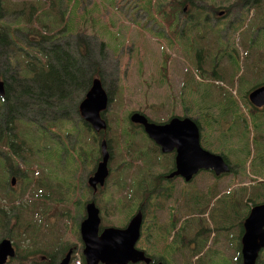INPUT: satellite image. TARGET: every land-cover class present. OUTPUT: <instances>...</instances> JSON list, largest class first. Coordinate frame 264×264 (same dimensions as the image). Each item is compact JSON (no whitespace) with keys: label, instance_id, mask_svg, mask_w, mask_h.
Segmentation results:
<instances>
[{"label":"rangeland","instance_id":"rangeland-1","mask_svg":"<svg viewBox=\"0 0 264 264\" xmlns=\"http://www.w3.org/2000/svg\"><path fill=\"white\" fill-rule=\"evenodd\" d=\"M49 1L50 6L47 8ZM73 1L46 0L41 10V0H0V20L9 29L5 28L8 30L6 32L11 41L9 48L5 47L6 51L12 56L15 68L17 64L25 69V74H28L26 69H31L36 60L43 62V58L39 57L33 49L35 46L42 45L31 43L33 37L39 36L35 32L42 30L47 37L57 34L55 38H62L63 41H66L69 36L71 38L80 36L81 42L84 41L82 36L90 38L86 39L89 45L88 50L90 49L87 55L88 58L97 61L98 66H93L94 69L91 66L89 70L85 69V72H94L93 75L98 76L97 80L100 78L101 88L110 100L102 115L107 128L103 133L98 134L89 125L85 126L81 122V129L76 130L77 122L73 119L78 120L79 115L74 112L75 110L72 112L73 115H66L69 121L58 122L63 130V149L82 146L85 158L91 154L90 164H86L81 174V184L84 188H88L84 183L92 176L100 162L98 152L101 142L105 141L104 149L108 154L106 170L108 173L111 172L107 177V187L104 190L103 187L97 188L95 193H92L90 189L86 191L81 197L82 205L90 200L94 202L99 211L100 227L122 228L136 212L139 201L142 204L145 203L144 225L147 223L146 225L151 227L155 221V227L151 228L149 233L154 232L158 236L164 234V231L168 232L170 228L167 230L157 221H162L167 215L172 219L175 217L176 221L185 215L187 221L181 223L182 226L186 224L185 231L182 230L185 236L188 235L191 241L201 238L204 248L205 246L208 250L217 248L222 255L215 257L216 254L214 256L206 253L199 260L193 261L186 255L188 250L180 246L178 249L182 254L179 252L170 255L163 254L166 264H240L238 239L242 221L246 215L241 214V205L237 207L236 198L239 196L241 199L243 195L241 204L249 208L245 198L249 189L242 188L250 184L247 178H251L254 174L258 175L253 176L254 178H261L263 172L250 166L252 163L249 161L244 163L246 157L239 150L237 151L238 156L224 150L223 130L232 127V117H235L227 109L231 105L225 97H222L220 89L199 88L195 85V77L191 75L189 78L188 74L183 72L186 64L181 61V58L183 56L184 61L190 64L192 69L196 68L194 51L196 50L197 57H201L205 52H208L210 57L215 52L213 40L216 41L217 32H223L224 41L226 38L230 41L231 55L240 63L239 74L243 72L244 87L239 88L235 85L236 90L232 89L229 80L233 77L234 83H237L236 77L239 74L234 75L233 61L226 56L218 61V68L213 75L218 74L222 78L224 87L232 91L238 100L243 92L245 95L248 93L246 89L249 86L264 84V40L260 50L251 51L254 67L247 62L248 52H246V49L250 51L253 47V32H256L257 37L254 47H257L259 43L258 37L264 39V0H256L258 2L256 4L257 13L256 7H252L253 0H171V2L170 0H138L141 6L138 10L136 0H76V4L78 3L76 6L73 5ZM242 2L246 5L245 13L239 12ZM182 3L188 5L185 12H183ZM190 3L192 5H189ZM27 8H30L29 16ZM211 8L224 12V30L214 29V19L209 17L208 21L204 20V13ZM155 11L159 13L154 17L159 19L160 27L167 30V35L172 36L170 31L173 27L168 25V15L173 13L178 16L182 26H185L186 32H191V54H182V50L173 49L179 59L174 66H171L170 62L158 67L155 65L162 62L152 61L158 50L153 40H161L159 36L164 33L160 27L151 23L150 14L154 15ZM116 13H119L118 17ZM114 16L116 23H119L116 24L118 29L113 24L110 29L108 24L109 20L114 21ZM146 16L149 19L141 24V20ZM120 18L129 23L125 25L126 28L121 29V32L119 29L121 23L117 21ZM41 19H46L47 23L43 21V29L39 30L38 23ZM90 19L92 22H89ZM230 21L234 24L230 30H227V22ZM55 25H57L56 30L51 31ZM107 29H110L109 32ZM19 32H25V35L20 36ZM201 32L209 33L206 38L200 39ZM235 32H242L239 41L234 40ZM240 42L245 44L246 49L241 47ZM98 45L105 47V50L102 48L100 51ZM74 46V43L68 45V50L74 54L79 55V51L84 50L81 44L76 48ZM5 48L0 47V52ZM165 54L167 56L165 61H169L171 55ZM136 69L138 75L135 74ZM18 71L21 73V70L18 69ZM210 71L209 61L198 69L202 82L212 81ZM91 81L90 78L88 88ZM87 90L83 93L81 100ZM196 104L206 105L209 110L204 114L196 107ZM240 104V107L238 104L237 111L246 118L250 109L244 101H240ZM131 112L139 113L157 124L174 116L192 119L200 127L199 145L211 153L225 157L231 172L215 179L212 174L201 171L200 175L195 176L188 184H181L178 180H174L175 182L169 186L170 195L173 199H177L178 204L175 205L171 199L167 201L171 202L168 208L165 200L155 201L152 196H147V193H152L156 176L167 173L171 167L172 153L161 154L160 150L157 153L155 145L151 144V140L142 132L141 127L128 122L127 117L132 114ZM257 112L262 115L258 119L255 118V123L259 125L264 121V114L261 110L252 109L253 116L256 117ZM47 115L48 113H41L43 117ZM206 120H209L208 124L205 123ZM257 129L258 127L255 131ZM14 130L19 132L20 138L11 137V131H7V135L10 142L16 146L13 149L16 160H10L8 150L0 147V211L8 218L5 223L0 219V239H7L11 243L15 255L18 254V260L13 262L14 255L12 259H7L3 264H58L68 248L72 249L75 256L70 264L79 263L82 244L78 238L76 226L82 220V210L80 209V215L77 216L73 205L67 206L65 202L67 194L63 188L56 186L61 181L63 171L65 175H69L74 170L71 161L73 156L69 155L68 150L63 151L56 144L50 146L49 151L41 154L39 146L34 143L44 141L45 145H48L49 142L52 143L51 141L38 138L34 133L31 136V131H26V127L21 123L15 122ZM62 130L55 134L60 136ZM255 131L252 127L246 130L250 152L254 137L253 149L256 148ZM51 137L55 139L53 135ZM101 139L104 141H100ZM261 139L264 141V132ZM30 140L34 143H30ZM87 147L91 149V152ZM228 148L235 149L234 145L226 146V149ZM27 149L31 150L30 155ZM65 156L69 161L66 160L65 166L63 164L60 166L62 157ZM32 158H39V160L32 165L30 164L33 162ZM26 167L28 171H25ZM6 171L9 175H6ZM10 177L14 178L11 180ZM259 178L257 181H260ZM161 188L168 189L166 186ZM184 189L186 193L191 194V198L184 197ZM71 195L73 202L79 201V193L75 191ZM184 201L189 203L183 206ZM33 204L36 205L30 211L28 207ZM224 205H226V212H224ZM159 207L162 208L159 209ZM201 210H204L203 214ZM223 222L224 225H222ZM147 226L143 227V231H146ZM182 237L184 239V235ZM146 238L143 236L145 243H149L147 246L149 248H145L146 246L141 243H136L135 247L145 248L152 254L156 250H153L152 240L147 241ZM155 241L158 242V237ZM176 245L175 240L172 247ZM158 247L159 244L156 248ZM262 256L264 259V251L258 258L259 262L256 261L255 264H261Z\"/></svg>","mask_w":264,"mask_h":264},{"label":"trees","instance_id":"trees-1","mask_svg":"<svg viewBox=\"0 0 264 264\" xmlns=\"http://www.w3.org/2000/svg\"><path fill=\"white\" fill-rule=\"evenodd\" d=\"M46 2V0H43L41 4V10L42 5ZM255 2V3H254ZM73 5L76 4V0L73 1ZM252 7H256V4L258 2L256 0H253ZM50 6L47 5V8ZM240 13H245L246 5L242 2L240 5ZM26 10H29L28 16L30 15V8H27ZM256 13L258 12V7L255 8ZM36 12V10L34 11ZM38 12V11H37ZM87 15V14H86ZM162 15V14H161ZM162 18V17H161ZM46 22V19H41L38 23L39 30L43 29L42 22ZM0 47L5 48L10 46V39L8 35V28L6 24L2 23L0 20ZM32 27V25H31ZM57 25L53 27L56 28ZM7 28L8 30H5ZM51 29V31L53 30ZM85 30V29H84ZM7 31V32H6ZM17 31H20L17 29ZM86 31V30H85ZM39 36H35L32 38L31 43L35 45H42L40 47H33L35 53L42 58L46 59V66L39 60H36V62L33 64V67L31 69L27 68L28 74H25V69L20 68L16 64L15 65L12 61V56L5 50L0 52V79L3 83V97L0 101V128L6 127L10 125L11 123H21L26 127V131L29 129V120L26 117L27 113H36L41 112L43 109H52L56 108V111L60 113V118L62 121H69L67 119V114H72L73 110L74 112L78 114V104L81 100V97L83 96V93L87 90V86L90 83L91 80L94 78H98V76H94V72H85V69H88L92 66H98V62L93 60L92 58H88L87 51L88 50V43L86 42V39H90L87 36H82L84 39L83 42L79 39L80 36L69 38L66 41H63L62 38L56 39L55 36L47 37L46 35H42L41 32H35ZM19 35H25V32H19ZM56 40V41H55ZM72 43L75 44L74 48H76L77 45L81 44L83 46V51H79V55L76 53L68 50V45H71ZM98 48L100 51H102V46L98 45ZM47 50V51H45ZM39 63V64H38ZM236 65V67H235ZM239 65L233 62V68H235L234 75L238 73L239 71ZM93 67V69L95 68ZM21 70V73L18 71ZM241 74L238 75L237 79L238 82H242L244 80V77ZM246 75V74H245ZM103 78V77H101ZM233 78V77H232ZM231 78V79H232ZM100 80V78H99ZM79 101V102H78ZM76 108V109H75ZM8 110H11L10 113L12 115L8 114ZM256 110V109H255ZM259 111V110H257ZM261 113L264 114V107L261 109ZM225 114V111H223ZM50 113V112H49ZM205 114V113H204ZM73 115V114H72ZM259 115L256 113V117L253 116L249 120L240 118V117H232L233 125L232 127H228L226 130H223V136L224 139L222 140V146L224 147V150L230 153H235L237 156L239 152L245 155L246 159L244 160V163L250 162V166L252 165L253 168H258L260 172H263V176L260 179V181H257V178H254L253 176H258L254 174L251 176V178H247L246 180L250 183L248 186H243L242 189H249L248 195H245L246 190L244 192L246 203L249 204V208L253 205H257L264 201V141H262L261 137L264 132V121L262 124L255 123V118L258 119ZM78 117V116H77ZM74 122H77L76 125H81L80 117L78 120L73 119ZM196 123V122H195ZM206 124L209 123V120L205 121ZM42 125L39 123L38 125H33L30 129L31 134L35 133L38 138H41L40 135L43 134V129L40 127ZM45 125V122H44ZM87 125V124H86ZM198 125V123H196ZM248 127H252V129H255L258 127L257 131H255V136L257 139L256 148L253 149L254 145V139H252V151L250 152L248 150V141L246 140V130ZM28 128V129H27ZM81 129V128H80ZM77 130V129H76ZM15 138H20L19 132H15L14 130ZM81 134V132H80ZM101 134V133H98ZM65 135V133H64ZM234 145L235 149H226V146ZM69 151V155L73 156L71 158L72 164L74 165V170L69 174L65 175L64 171L61 177V181L58 182L56 185L57 187L60 186L63 188V191L67 194L65 196L66 199L71 201V194L73 192V183L71 181V176L76 172V168L78 165H84V164H90L91 161V154L87 155V158L85 157V152L83 151L82 147L76 148H64L63 151ZM239 150V152H237ZM235 151V152H233ZM140 156V155H139ZM223 157V156H222ZM225 159V157H223ZM65 166L66 163V156L63 158ZM87 159V160H85ZM69 160H67L68 162ZM226 161V159H225ZM67 164V163H66ZM231 171V169H230ZM254 178V179H253ZM65 179H67L65 181ZM241 189V188H240ZM227 196V195H226ZM243 195L240 197L238 196L236 198L237 200V207L239 208L241 205V214L244 216L248 213V207L242 206V199ZM194 203L196 201L192 200ZM251 204V205H250ZM245 205V204H244ZM226 205H224V212H226ZM202 214L204 213V210H201ZM235 212V211H234ZM236 213V212H235ZM15 218V217H14ZM0 219L5 223L8 218H6L2 212L0 211ZM0 220V222H1ZM244 220V219H243ZM224 225V222L222 223ZM1 226V224H0ZM30 247L31 242H29ZM263 259V256H262ZM18 260V254L15 255V258L13 259V262H17ZM240 262V259H239ZM259 262V260H258ZM51 264V263H50ZM261 264H264V259L261 261Z\"/></svg>","mask_w":264,"mask_h":264},{"label":"water","instance_id":"water-1","mask_svg":"<svg viewBox=\"0 0 264 264\" xmlns=\"http://www.w3.org/2000/svg\"><path fill=\"white\" fill-rule=\"evenodd\" d=\"M3 83L0 81V96ZM248 101L256 108L264 106V86L254 88L248 94ZM99 80L91 82L83 100L78 104L80 118L90 125L94 132L105 129L106 123L101 114L107 106ZM129 121L139 125L147 137L161 153H174V172L168 177H180L189 181L199 171H210L214 176L227 174L229 167L223 158L201 148L196 124L189 118H171L164 124L148 122L137 113L129 116ZM100 162L97 164L91 185H102L107 175L108 154L104 142L100 144ZM141 215L136 212L123 228H103L99 230L98 210L93 204L86 207V219L80 224L79 234L82 243V256L85 264H138L148 262L144 253L135 247L139 238ZM240 264H255L259 252L264 248V201L250 207L242 223L239 239ZM14 251L7 239L0 240V264L12 258ZM64 259L60 264H66ZM161 264V263H158Z\"/></svg>","mask_w":264,"mask_h":264},{"label":"flooded vegetation","instance_id":"flooded-vegetation-1","mask_svg":"<svg viewBox=\"0 0 264 264\" xmlns=\"http://www.w3.org/2000/svg\"><path fill=\"white\" fill-rule=\"evenodd\" d=\"M124 1H126V0H124ZM188 1H191V0H188ZM170 2H171V0H170ZM135 3L138 4L136 6V8L138 10V8L141 7L140 6V2L138 0H136ZM189 5H192V3H190ZM182 6L184 8L183 12H185L188 5L186 3H182ZM195 10L197 12H200V10H198V9H195ZM158 13H159L158 11H155L154 15L150 14V16H151L150 20H151L152 24H156L157 27H160L159 19L155 18L158 15ZM211 13H213V15ZM116 14H117V17H118L119 13H116ZM204 14H205V16H204V20L205 21H208L209 17L214 19L213 20L214 29H220L221 28V29L224 30V25H225L224 24L225 23V14H224V12L218 11V9L211 8L208 11H206ZM168 17H169L168 25H171L173 27V29L170 31L172 36L167 35V33H168L167 30H163V28L160 27L162 32H164V33H162L161 36H159V38L161 40H157V39L153 40L155 42V44H157V49L158 50L154 54V56H153L154 58H153L152 61H155V62L156 61H161L162 62L161 64L157 63L155 65V66H158V67H162V65H164L166 63H170V62H171V66H174V64L179 60L177 58V56L175 55L174 50H178V51L182 50V54H185V53H187L188 55L191 54V32H186L185 26H182V24L179 22L178 16H176L174 13L173 14H169ZM147 19H149L148 16L143 18L141 20V24H142L143 21H146ZM117 21L118 22L120 21V23H121V27H119L120 32H121V29L123 27L126 28V26H125L126 24H129L123 18L117 19ZM114 23H115V27H116V24H119V23H116V17L115 16H114ZM108 24L112 25L111 20L108 21ZM233 24H234V22H231V21L227 22V30H230V28L233 26ZM131 26H132V24H131ZM116 29H118V27H116ZM127 29L129 30L131 28H127ZM147 30H149V29H147ZM208 33L209 32H201L200 39L206 38ZM217 33H218V35L215 38L216 41L213 40L214 45H215V52L212 55H210V57H209L208 52L203 53V55L201 57H197L196 50L194 51V58L196 60L197 69H199L201 67V65L207 63V61H209V63L211 64L210 77L212 78V80H222V78L218 74H214L213 75V72H215L216 69L218 68V61L220 59H222L223 56H226L228 59L233 61V56L230 53L232 50L230 48H228L229 40L226 38V40L224 41L223 32H217ZM159 44L161 46H163V47H161V46L159 47ZM102 48H104V50H105V47L102 46ZM45 51H47V50H45ZM165 53H168L169 55H171V57H169V61L168 60L165 61V59L167 58ZM135 56H136V54H135ZM208 58H210V60H208ZM129 61H131V59ZM181 61L186 64L185 71H183V72L187 73L188 77L190 78L191 75H192L191 65L184 61L183 56L181 58ZM42 63L46 66V64H45L46 63V59L45 58H43V62ZM138 65H139V63H138ZM135 71L137 72L135 74L138 75V70L136 69ZM195 78L197 79V81L202 82V80H200V77L198 75H195ZM95 79L96 78L92 79V81L95 80ZM0 81L2 82L1 79H0ZM2 97L3 96H0V98H2ZM1 100L2 99H0V101ZM56 108L57 107L52 108V109L45 108V109H47L45 112H44L45 109H43L41 112H36V113H30L29 112V113L26 114V117H28L27 119L29 120V122H28L29 123L28 132H30L32 124L33 125H38L39 123H41L42 125H40V127L43 129V134L40 135L41 138H43V140L44 139H48V141L52 142V143L49 142L48 145H45L44 141H42V143H34L31 140L29 141L30 143H34L35 145L39 146V150H40L41 154L49 151L50 150V146H52L53 144H56L58 147H60L63 150V143H62L63 130L61 129V124H58V122L59 123L62 122V119L60 118V113H58L56 111ZM10 112H11V110H8V114L12 115V113H10ZM41 113H48V115L46 117H43V116H41ZM174 117H178V116H174ZM101 118L104 119V117L102 115H101ZM169 119H171V118H169ZM169 119L165 120L162 123H158V124L166 123ZM81 121H82V123L85 126L88 125L83 120H81ZM44 122H45V125H44ZM75 128L77 130H79L80 126L79 125H75ZM61 130H62L61 135L57 136L55 133L61 132ZM141 130L143 132L142 128H141ZM7 131H11L12 132V133H10L11 137H15V135H14L15 134L14 133V123L13 124L11 123L10 125H8L6 127L0 128V137H1L0 147H2L3 149H7L8 150L9 159L10 160H14V159L16 160L17 157H15V155L13 153V149L16 146L10 142L9 136L7 135ZM103 132L104 131H99L98 133H103ZM52 135L54 136L55 139H53L51 137ZM31 136H32V134H31ZM79 136H80V134H79ZM6 138H8V139H6ZM93 140H94V138H93ZM100 141H104V140L101 139ZM151 144H153V143H151ZM29 147H30V145H29ZM80 147H82V146H80ZM87 149H88L89 152H91V149L89 147H87ZM155 149L157 150V153H158L159 152L158 147L155 146ZM76 150H77V148H76ZM27 152L29 153V155L32 153L30 149H27ZM170 153H172V157L170 159L171 160V167H169V169L167 170V173L158 174L156 176V178L154 179V187L152 188V193L151 194L147 193V196H152L155 201H158V200L160 201L162 199L163 201L165 200V202H167V201H170L172 199V201L175 203V205H177L178 204L177 199H173L171 197V195H170L169 186H171L176 180H178L181 184H183V183L184 184H188V183L191 182V179L189 181H184V179H182L180 177H176V176H173V177H170V178L168 177L170 174H172L175 171L174 170V153L173 152H170ZM98 154H99V157H100V151L98 152ZM161 154H168V153H161ZM31 160L33 162H31L30 164L33 165V164L37 163L39 158H32ZM62 160H63V157H62ZM62 160H61L60 166H62V164H63ZM85 160H87V159H85ZM100 160H101V158H100ZM0 165H1V162H0ZM86 166H87L86 164L78 165L77 168H76V172L74 173V175L72 177L73 178L72 179V183H73V186H74L73 187V192L76 191L77 193L80 194L79 201L78 202H73L72 201V196H71V201H69L68 199L65 200V202L67 203V206L73 205V207L75 209L74 213L77 216L80 215V209L82 210V214H81L82 215V220L79 223H77V226H76L77 235H78L79 240H80L79 227H80V224L86 219V207H87V205L93 204L94 208H96L98 210V208L95 206V204H94V202L92 200H90L89 202H86V203H84L82 205V200H81L82 194H85L86 191H88L89 189L91 190L92 193H95L97 188L100 189L101 187H103V190H104L107 187V182H108V178L107 177L111 173V172L108 173V171H107V176L103 180L102 185H99V184H95L94 186L91 185V183L89 182V179L92 177L91 176L84 183L86 185V187H88V188H84V185L81 184V181H82L81 180V174L83 173V170L86 168ZM23 170H24V168L22 169V171ZM2 171H3V169H2ZM25 171H28V167L25 168ZM93 173H92V175H93ZM3 174H2V176H3ZM6 175H9L8 171H6ZM198 175H200V173ZM221 176H223V175H219L217 177L212 176V177L217 179V178H219ZM13 178L14 177H10L9 179L12 180ZM29 183H30V181H29ZM9 185H10V183H9ZM162 186H166L168 189L165 190V189L161 188ZM183 192H184V197H187V196L190 197L191 194L190 193H186V189H184ZM162 200H161V202H162ZM169 203H171V202H167V206H166L168 208H169ZM187 203H189V202L184 201L183 202V206H186ZM34 205H36V204L30 205L28 207V209L30 211H32L34 209ZM37 206L40 207V205H38V204H37ZM144 206H145V203L142 204L139 201V204H138L136 212H140L142 217H141L139 238H138L136 243L137 244L141 243L142 245L146 246L145 248H149V247H147L149 243H145V240H143V236H146L147 237L146 238L147 241H149V240L151 241L152 240V242H153V250H156V251H154L152 254H150L145 248H141V247L137 248V249L141 250L144 253V256L146 258H148V262L147 263L140 262L138 264H158V263L166 264V262H165V260L163 258V254L170 255V254H173L175 252H179L180 254H182L181 250L178 249L180 246H182V248L188 250V253L186 255H188L189 258H192L194 260H199L204 255H206V253L207 254L210 253V254H212L214 256L216 254L217 256H215V257H219V256L222 255L221 251L219 249H217V248L215 250H210V249L208 250V248L206 246L204 248L202 246V239L201 238H196L194 241H191V239L188 238V235L185 236V232H183L182 230L185 231L186 224L184 226L181 225V223H186V221H187V218H186L185 215L183 217H179L178 220H176V221H175V219H176L175 217H174V219H172L171 216L167 215L162 221H157V222L160 223L162 225V227H166L167 230L170 228V230L168 232L164 231V234H161L159 236L154 234V232L150 234L149 230L151 228L153 229L155 227L156 222L154 221L152 223L151 227L147 226L146 225L147 223L144 225V222H145L144 215H143ZM42 208H43V206H42ZM160 208H162V207H159V209ZM40 212L42 213V211H40ZM136 212H134V213H136ZM98 217H99V211H98ZM190 217L191 216L189 215V219H190ZM129 219H128V221H129ZM128 221H127V223H128ZM100 223H101V220L99 218V230H102L105 227H102V226L100 227ZM189 224H191V223H189ZM144 226H147L146 231H143V227ZM27 227L29 228L28 225H27ZM182 235H184V239L185 240L183 239ZM157 237H158V242L155 241L157 239ZM175 240L177 241V245H176V247H172V244L175 242ZM158 244H159V247L156 248ZM159 251H161V253H157ZM81 252H82V249H81ZM81 255L79 256L80 262L78 264H85L83 256H81ZM73 256H74V252L72 251V249L68 248L66 253L59 260L58 264H60L64 259H67L66 264H70V262H72V260H73ZM74 259H75V256H74Z\"/></svg>","mask_w":264,"mask_h":264},{"label":"crops","instance_id":"crops-1","mask_svg":"<svg viewBox=\"0 0 264 264\" xmlns=\"http://www.w3.org/2000/svg\"><path fill=\"white\" fill-rule=\"evenodd\" d=\"M86 21V20H85ZM89 22H92V20L90 19V21ZM111 23L113 24V25H115L114 24V21H113V19L111 20ZM110 26V29L112 28V25H109ZM110 29H107V31L109 32V30ZM82 31H85L84 29H82ZM255 33L256 32H253V47L250 49V51L248 50V49H246L245 48V44H243V42H240L239 44H241V47H243V48H245L246 49V52H248V56H247V62L249 63V65L251 66V67H254L255 65H254V62H253V55H252V50L254 51V52H256V51H258V50H260V47L262 46V44H263V39L262 38H260V37H258L259 38V43H258V45H257V47H254V44H255V40H256V35H255ZM241 34H242V32H235V38H234V40H236V41H239V37H241ZM250 38H251V36L249 35V40H250ZM233 40V41H234ZM231 46H230V41H229V43H228V48H230ZM153 60V59H152ZM233 62H235L236 64L238 63L237 62V59L235 58V57H233ZM235 67H236V65H235ZM243 71V70H242ZM239 74V71H238V73H237V75ZM241 74H243V72L241 73ZM241 74H239V76L241 75ZM192 75L195 77V75H198L199 77H200V75H199V73H198V69H197V67L196 68H194V69H192ZM236 75V74H235ZM244 75H245V72H244ZM238 77V76H237ZM236 77V78H237ZM195 85H197L199 88H216V89H220L221 91H222V97H225V99H227L228 101H229V103H230V105L231 106H229L227 109H228V111H230L235 117H240V118H243V119H246V120H249L251 117H253V113H252V109H254L253 108V106L250 104V102L248 101V94L250 93V91H251V89H253L255 86H256V84L255 85H252V86H249L246 90L248 91V93L245 95V92H243V94L239 97V100L234 96V94L232 93V91L230 92L228 89H227V87H224V83H223V81L222 80H212V81H206V82H199V81H197V79L195 78ZM229 83H230V85H232V89L234 88V90H236V87H235V85H238V87L239 88H242V87H244V80L242 81V82H237V83H234V80H233V78L231 79V80H229ZM234 83V84H233ZM225 89V90H224ZM240 101H244L245 103H246V105L248 106V108L250 109V111L249 112H247V114H246V118H244L238 111H237V109H238V104H239V107L241 106V104H240ZM196 107H198L199 108V110L200 111H203L204 113H206L208 110H209V107L208 106H206V105H198V104H196ZM258 113V112H257ZM192 120V119H191ZM195 122V121H194ZM197 123V122H196ZM197 127H198V132H199V130H200V127H199V125H197ZM205 150V149H204ZM207 151V150H206ZM209 152V151H208ZM213 154H215V153H213ZM217 155H219V154H217ZM219 156H221L222 157V155H219ZM223 158V157H222ZM223 160H224V162L227 164V166H229V164H228V162L227 161H225V159L223 158ZM208 174H212L213 175V173H211V172H207ZM214 176V175H213ZM215 177H217V176H215ZM219 195V194H218ZM242 223H243V221H242ZM241 234H242V226H241V233H240V236H241ZM240 236H239V239H240ZM238 239V240H239ZM238 246V245H237ZM238 249H240V244H239V246H238Z\"/></svg>","mask_w":264,"mask_h":264},{"label":"clouds","instance_id":"clouds-1","mask_svg":"<svg viewBox=\"0 0 264 264\" xmlns=\"http://www.w3.org/2000/svg\"><path fill=\"white\" fill-rule=\"evenodd\" d=\"M0 99H2V98H0Z\"/></svg>","mask_w":264,"mask_h":264}]
</instances>
